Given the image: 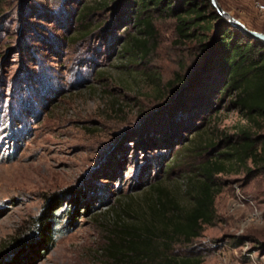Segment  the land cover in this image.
I'll return each mask as SVG.
<instances>
[{
    "label": "rangeland",
    "instance_id": "1",
    "mask_svg": "<svg viewBox=\"0 0 264 264\" xmlns=\"http://www.w3.org/2000/svg\"><path fill=\"white\" fill-rule=\"evenodd\" d=\"M101 1L0 0V264H107L98 216L122 197L140 203L148 194L143 181L156 177L180 194L193 148L246 127L230 95L207 114L187 112L180 124L169 91L156 89L188 75L194 49L175 46L172 20L159 19L150 56L132 62L122 53L123 30L111 26L121 4L91 11ZM217 3L264 34V12L255 6L264 0ZM84 8L92 13L79 20ZM174 121L179 128L169 132ZM256 133L264 134V124ZM168 161L169 179L161 176ZM220 178L215 220L170 254L199 264H264L261 176L246 179L236 170ZM54 195L61 207L53 208V243L36 239V247L16 249L15 237L35 239L31 225Z\"/></svg>",
    "mask_w": 264,
    "mask_h": 264
},
{
    "label": "trees",
    "instance_id": "2",
    "mask_svg": "<svg viewBox=\"0 0 264 264\" xmlns=\"http://www.w3.org/2000/svg\"><path fill=\"white\" fill-rule=\"evenodd\" d=\"M110 4H121L111 26H116V32L123 30L122 53L132 62L150 56L156 44L154 22L159 19L172 20L175 46L194 49L188 75L175 74L156 89L157 93L159 88L169 91V104L178 109L180 124L184 116L207 114L221 97L230 95L246 127L193 148L198 152L184 171L180 194L175 188L176 193L170 192L156 177L149 183L143 181L148 194L140 203L122 197L114 208L98 216L103 221L99 253L107 264H199L195 258L172 256L170 249L192 244L213 223L214 199L225 182L220 177L243 170L246 179L261 176L264 182V134L256 133L264 124V48L221 21L207 0H102L91 11L110 8ZM91 11L82 9L79 20ZM133 27L135 33L129 34ZM23 82L33 86L32 76ZM173 123L169 132L179 128ZM188 126L193 129L190 122ZM172 165L168 161L161 176L169 179ZM59 196L49 197L42 215L31 225L34 240H12L16 249L36 247V239L38 245L53 243L54 226L59 223L53 208L61 207Z\"/></svg>",
    "mask_w": 264,
    "mask_h": 264
},
{
    "label": "water",
    "instance_id": "3",
    "mask_svg": "<svg viewBox=\"0 0 264 264\" xmlns=\"http://www.w3.org/2000/svg\"><path fill=\"white\" fill-rule=\"evenodd\" d=\"M210 6L213 8L214 12L219 17H223L222 19L225 23L235 29L237 32L241 33L243 36L253 40L254 42L258 43L260 46L264 48V34L252 30H248L244 27V25L231 17L227 12L223 11L220 5L217 3V0H207Z\"/></svg>",
    "mask_w": 264,
    "mask_h": 264
},
{
    "label": "built area",
    "instance_id": "4",
    "mask_svg": "<svg viewBox=\"0 0 264 264\" xmlns=\"http://www.w3.org/2000/svg\"><path fill=\"white\" fill-rule=\"evenodd\" d=\"M256 8L260 11V12H264V6L260 5V4H255Z\"/></svg>",
    "mask_w": 264,
    "mask_h": 264
}]
</instances>
